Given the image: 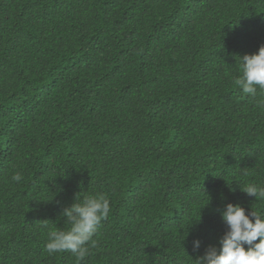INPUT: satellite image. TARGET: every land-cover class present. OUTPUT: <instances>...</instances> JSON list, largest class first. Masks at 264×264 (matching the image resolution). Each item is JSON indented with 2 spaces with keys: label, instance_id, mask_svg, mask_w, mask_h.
<instances>
[{
  "label": "trees",
  "instance_id": "16d2710c",
  "mask_svg": "<svg viewBox=\"0 0 264 264\" xmlns=\"http://www.w3.org/2000/svg\"><path fill=\"white\" fill-rule=\"evenodd\" d=\"M262 45L264 0H0V264H78L40 227L76 194L111 207L79 264H196L228 203L264 215Z\"/></svg>",
  "mask_w": 264,
  "mask_h": 264
},
{
  "label": "clouds",
  "instance_id": "9594fccd",
  "mask_svg": "<svg viewBox=\"0 0 264 264\" xmlns=\"http://www.w3.org/2000/svg\"><path fill=\"white\" fill-rule=\"evenodd\" d=\"M239 57L241 74L236 83L243 93L254 97L258 89L264 91V45L256 53ZM11 180L20 182L22 173H14ZM239 188L255 201H264V187L248 183ZM110 211V199L106 195H86L81 199L76 194L74 203L62 212L68 224L66 230L49 229L48 220L42 221L40 227L48 229L44 251L49 255L70 252L79 264L89 255L90 246L95 245L98 227ZM220 215L227 231L220 238L219 247L209 246L195 259L196 264H264V215L253 210L246 214L244 207L232 203ZM200 246V240L193 241V251L198 252Z\"/></svg>",
  "mask_w": 264,
  "mask_h": 264
}]
</instances>
